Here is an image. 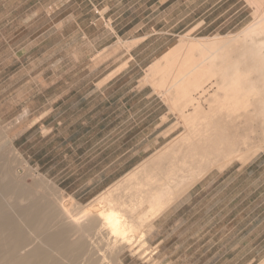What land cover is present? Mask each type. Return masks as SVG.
I'll list each match as a JSON object with an SVG mask.
<instances>
[{
  "label": "rangeland",
  "instance_id": "obj_1",
  "mask_svg": "<svg viewBox=\"0 0 264 264\" xmlns=\"http://www.w3.org/2000/svg\"><path fill=\"white\" fill-rule=\"evenodd\" d=\"M254 14L249 0H0V174L16 158L20 165L26 167L28 163L34 169L27 167L23 181L34 184L38 194L47 195L52 202L58 201L61 194L63 200L79 207L101 195L105 190L91 199L75 197L64 190L63 178L56 181L51 175L58 173L59 177H65L69 170L81 176L95 162L82 152L73 155L72 146L84 143L92 146L97 139L75 140L72 134L98 136L100 130L102 135L114 127L97 125L103 109L97 108L99 99L92 94L95 87L109 81L116 88L121 87V91L129 86L145 88L138 99L146 95L147 100L159 102L153 115L163 111V125L136 126L144 130L138 135L123 133L121 138L119 134L117 144H122V150L134 147L132 152L148 148V156L132 160L131 163H136L143 159L130 172L147 163L149 171H158V166L159 171H164L170 162L168 153L163 157L166 147L174 144L186 129L178 111L169 107L163 90L156 91L151 81L146 80L149 66L184 34L192 37L235 34L254 21ZM67 84L82 87L86 94L84 101L66 103ZM127 127L122 126L123 131ZM111 140L106 145L113 143ZM16 153L22 160L15 157ZM253 158L247 162L252 167L243 180L235 177L228 180L233 181V186L242 182L241 186L227 190L224 197L233 198L239 189L244 192L246 180H258L260 184L264 181V152ZM248 164L234 161L227 166ZM20 165L17 164L19 172ZM227 166L220 168L224 170ZM217 168L212 170H220ZM87 181L82 177L78 183ZM252 189L251 184L249 193ZM215 195L217 192L210 197ZM221 199L223 194L218 201ZM200 208L198 203L174 213L167 224L162 219L159 225L164 223V228L148 238L141 247L144 252L136 255L127 252L125 264H260L264 247L261 237L254 234L264 230V214L257 221L233 223L210 220L208 208L197 213ZM249 223L250 229L240 235L242 227ZM153 228L151 223L149 235ZM241 237L244 241L248 238L251 251H231L237 249Z\"/></svg>",
  "mask_w": 264,
  "mask_h": 264
},
{
  "label": "bare ground",
  "instance_id": "obj_2",
  "mask_svg": "<svg viewBox=\"0 0 264 264\" xmlns=\"http://www.w3.org/2000/svg\"><path fill=\"white\" fill-rule=\"evenodd\" d=\"M249 1L254 21L239 32L184 34L149 66L146 80L163 90L186 129L166 147L164 171L147 163L77 207L61 194L56 202L38 194L23 181L33 167L21 164L19 172L15 154L0 174V264H125L127 252H144L149 225L193 183L264 152V0ZM204 117L211 120L198 121Z\"/></svg>",
  "mask_w": 264,
  "mask_h": 264
},
{
  "label": "crops",
  "instance_id": "obj_3",
  "mask_svg": "<svg viewBox=\"0 0 264 264\" xmlns=\"http://www.w3.org/2000/svg\"><path fill=\"white\" fill-rule=\"evenodd\" d=\"M110 82L111 81L100 86L98 85L94 88L92 94H95L99 99L97 108L103 109V116L97 117V125H113L114 127L102 135L100 134V130L98 132L99 134H97L98 136L87 135L85 133L81 135L72 134L75 140L86 139L87 141H91L95 138L97 139V144L92 146H88V143H84L81 146H72L73 155L82 152L84 157H92V159H95V162L87 171H84L81 176H77L76 171L70 172L69 170L65 172V177L64 175L59 177L58 173H56L55 176L51 175V178L56 181H58L59 178H63L62 181L66 182L64 190L78 198H94L99 193L109 188L111 184L121 178V176L128 174L135 166H138L143 159L136 163H131L132 160L140 155L142 157L148 156V148L146 147L137 152H132L134 147L122 150V144H117L119 134L120 138L123 133L138 135L144 129L136 126L154 125L156 128L159 125H163L165 113L162 111L157 116L153 115L155 112L154 106L158 105L159 102L155 103L152 100H147L146 95L138 99L139 93L144 91L145 88L129 86L125 91H121V87L116 88V86L110 84ZM85 97L86 94L82 87L75 88L67 84L65 91L66 103L70 101L82 102ZM163 105L164 104H160L161 107ZM98 115L100 114L98 113ZM166 121L168 122L169 120ZM76 122L90 123V121L79 122L78 120ZM122 126L129 127L123 131ZM67 137H70V135ZM106 138L109 140H105ZM111 139H113V143L106 145L107 141H112ZM112 145L113 148L110 150ZM68 156L69 155H67V157ZM52 158L54 159V155ZM251 167L250 164L245 166L237 165L235 167H228L224 170H210V172H207L208 174L206 173L205 176H202V179H199L198 182L196 181L197 183H193L194 185L189 187L190 189H187L188 192L184 191V194L182 193V196L180 195L179 198L177 197L178 200L176 199L177 201L175 200V202L170 205L171 207L169 206L170 208L163 212L162 216H159L158 219L153 222L154 228L149 237L154 236L156 231H159L161 227L164 228V223L159 225L162 219L165 224H167L166 222L172 218V214L180 213L190 206H196L198 203H200L201 208L196 212L200 213L208 208V214L211 215L210 220L213 221L220 220L233 223L234 220H239L240 222H248L250 220L257 221L258 217L264 214V181L260 184L258 180H246L247 184L244 192H241L239 189V193L233 198L227 199L226 196L224 197L227 190L232 187L237 189L242 184V182H237V185L233 186V181L228 182V180L231 177H235L236 180H243L244 176L251 171ZM256 171L257 168L255 167L253 171L254 175H256ZM82 177L87 178V183H78ZM250 183L253 186L251 193H249L251 187ZM260 189H262L261 193L259 191ZM214 192H217V195L210 197ZM220 194H223V199L218 201ZM247 229H250V223L246 227H242L240 235H244ZM254 236L257 238L261 237V243H263L264 247V230L261 233L254 234ZM259 242L258 240V243ZM249 246L250 243L248 238L244 241L241 237L240 241L236 244L237 249L234 250V248H232L231 251L234 252L238 250V252H249L252 250ZM259 261H261L260 264H264V255Z\"/></svg>",
  "mask_w": 264,
  "mask_h": 264
}]
</instances>
